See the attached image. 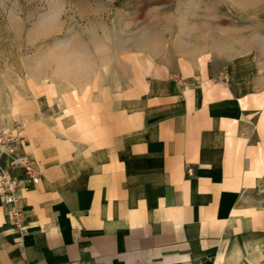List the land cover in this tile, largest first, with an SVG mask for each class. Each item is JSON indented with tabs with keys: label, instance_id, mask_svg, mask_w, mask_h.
<instances>
[{
	"label": "crops",
	"instance_id": "crops-1",
	"mask_svg": "<svg viewBox=\"0 0 264 264\" xmlns=\"http://www.w3.org/2000/svg\"><path fill=\"white\" fill-rule=\"evenodd\" d=\"M117 68L39 84L0 122L27 120L41 170L23 236L0 200V264H264V60Z\"/></svg>",
	"mask_w": 264,
	"mask_h": 264
},
{
	"label": "rangeland",
	"instance_id": "rangeland-1",
	"mask_svg": "<svg viewBox=\"0 0 264 264\" xmlns=\"http://www.w3.org/2000/svg\"><path fill=\"white\" fill-rule=\"evenodd\" d=\"M18 16L10 23L0 6V122L39 84L87 75L65 70L73 37L89 70L119 66L121 81L156 64L187 72L234 56L264 60V0H18Z\"/></svg>",
	"mask_w": 264,
	"mask_h": 264
},
{
	"label": "built area",
	"instance_id": "built-area-1",
	"mask_svg": "<svg viewBox=\"0 0 264 264\" xmlns=\"http://www.w3.org/2000/svg\"><path fill=\"white\" fill-rule=\"evenodd\" d=\"M221 80L228 83V73L222 74ZM26 123V119H20L0 128V200L21 236L26 232L21 193L35 188L41 177L39 161L26 150L29 144Z\"/></svg>",
	"mask_w": 264,
	"mask_h": 264
},
{
	"label": "clouds",
	"instance_id": "clouds-1",
	"mask_svg": "<svg viewBox=\"0 0 264 264\" xmlns=\"http://www.w3.org/2000/svg\"><path fill=\"white\" fill-rule=\"evenodd\" d=\"M0 6L3 7L4 14L8 17L10 23L19 19L18 0H8V3H5V0H0ZM67 47L65 70L73 73H86L90 67L88 53L87 49L79 44V38L73 37L68 42Z\"/></svg>",
	"mask_w": 264,
	"mask_h": 264
}]
</instances>
